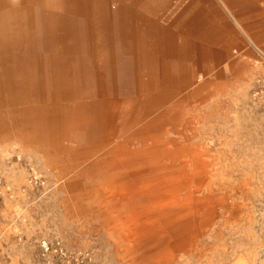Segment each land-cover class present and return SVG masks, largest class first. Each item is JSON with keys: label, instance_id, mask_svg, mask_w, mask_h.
<instances>
[{"label": "rangeland", "instance_id": "1", "mask_svg": "<svg viewBox=\"0 0 264 264\" xmlns=\"http://www.w3.org/2000/svg\"><path fill=\"white\" fill-rule=\"evenodd\" d=\"M147 1H128L136 15L125 21L127 46L133 40L134 54H140L139 26L171 22L168 40H198L172 56L180 55L182 66L170 62L165 69L156 51L159 73L152 83L167 91L165 107L180 109L179 119L195 123V139L211 143V154L227 165L234 180L251 179V196L264 205V121L258 126L264 110L252 97L256 77L264 75V41L239 40L229 16L224 13L221 21L216 0H204L202 6L215 12L218 33L208 36L217 35L219 44L197 37L203 16L205 22L210 19L207 13L189 17L184 13L191 8H182L178 0L155 7ZM101 2L0 0V264H123L111 233L92 212V198L77 184L78 177L89 174L93 158L87 147L74 146L63 134L64 106L76 96L63 86L62 74L80 55L82 65L104 71L102 27L112 21L108 7L113 4L105 0L103 10ZM73 25H82L83 33L73 34ZM217 44L218 50L227 47L223 58L215 56ZM250 69L255 72L248 76ZM104 96L102 90L97 95ZM221 229L200 244L198 260L173 264H199L209 254L211 263L203 264H229L240 249H255V264H264V228H254V240L245 230Z\"/></svg>", "mask_w": 264, "mask_h": 264}, {"label": "bare ground", "instance_id": "2", "mask_svg": "<svg viewBox=\"0 0 264 264\" xmlns=\"http://www.w3.org/2000/svg\"><path fill=\"white\" fill-rule=\"evenodd\" d=\"M128 1L111 0L113 7H108L112 21L102 27L104 71L82 65L80 55L61 76L63 86L76 96L64 106L63 134L74 146L87 147L93 158L89 174L78 177L81 194L85 189L92 198V212L111 233L123 264L198 260L203 255L200 244L221 228L245 230L247 238H258L253 230L264 228V205L255 204L251 179L234 180L227 165L211 154V143L195 139V123L179 119L180 109L165 107L167 91L152 83L159 73L156 51L165 69L170 62L182 66L185 60L172 56L187 50L191 39L177 44L168 40L172 22L139 26L136 39L141 51L135 55L134 41L128 47L126 39L125 21L128 15H136ZM165 1L149 0L147 6ZM103 2L101 9L106 10ZM71 27L73 34L83 33L82 25ZM216 29L209 24L197 37L208 41ZM254 72L250 69L248 76ZM101 90L105 96L99 99ZM262 121L264 117H259L258 126ZM45 163L50 164L47 157ZM245 163L238 166L243 169ZM257 253L237 250L229 264H255ZM210 258L206 255L203 261Z\"/></svg>", "mask_w": 264, "mask_h": 264}, {"label": "crops", "instance_id": "3", "mask_svg": "<svg viewBox=\"0 0 264 264\" xmlns=\"http://www.w3.org/2000/svg\"><path fill=\"white\" fill-rule=\"evenodd\" d=\"M204 0H178L182 8L189 6L190 11L184 13V16L193 17L196 13L206 14L205 17H209L208 21H203V18L198 23L200 32L203 31L209 24L215 25V12L214 10H208L207 12L203 11L202 2ZM216 3L221 8V21L224 19L225 15L229 16L231 25L236 30L235 33L238 36V39L241 41H264V0H216ZM188 8V7H187ZM226 10V12H224ZM229 10V11H227ZM216 27V25H215ZM198 30V31H199ZM218 33V30H216ZM216 41L219 39L216 35ZM191 41H198L191 38ZM213 46L217 51L215 56L223 58L226 52V46L223 50H218L219 45ZM235 51V50H234Z\"/></svg>", "mask_w": 264, "mask_h": 264}, {"label": "built area", "instance_id": "4", "mask_svg": "<svg viewBox=\"0 0 264 264\" xmlns=\"http://www.w3.org/2000/svg\"><path fill=\"white\" fill-rule=\"evenodd\" d=\"M253 100L264 110V75L256 77L253 89H252Z\"/></svg>", "mask_w": 264, "mask_h": 264}]
</instances>
